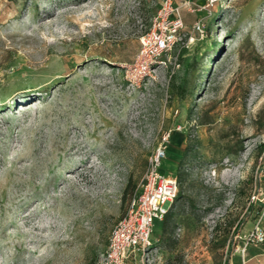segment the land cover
<instances>
[{
    "label": "rangeland",
    "instance_id": "374dc122",
    "mask_svg": "<svg viewBox=\"0 0 264 264\" xmlns=\"http://www.w3.org/2000/svg\"><path fill=\"white\" fill-rule=\"evenodd\" d=\"M189 1L140 74L161 0H0V264H98L168 135L145 264H237L264 229V0Z\"/></svg>",
    "mask_w": 264,
    "mask_h": 264
},
{
    "label": "built area",
    "instance_id": "2783aa9c",
    "mask_svg": "<svg viewBox=\"0 0 264 264\" xmlns=\"http://www.w3.org/2000/svg\"><path fill=\"white\" fill-rule=\"evenodd\" d=\"M213 1L210 0L211 3ZM195 7L196 4L189 0L180 5L175 4L173 0H161L148 32L141 39L138 73H145L149 64L176 46L184 29L183 10L193 12ZM195 27L201 30L199 24ZM180 130L181 127L178 128V131ZM167 143L169 135L150 156L140 190L130 199L125 214L112 228L106 250L98 264H145L155 251L152 240L155 222L164 221L179 194L177 178L163 171ZM262 194L261 190L258 191L252 200L258 201ZM244 239L245 247L236 249L240 250L243 256L250 245L264 244V229L257 226Z\"/></svg>",
    "mask_w": 264,
    "mask_h": 264
},
{
    "label": "crops",
    "instance_id": "0c3cea01",
    "mask_svg": "<svg viewBox=\"0 0 264 264\" xmlns=\"http://www.w3.org/2000/svg\"><path fill=\"white\" fill-rule=\"evenodd\" d=\"M177 5H180V4H177ZM185 12H186V10H183V15ZM236 253H238L237 254L238 260H236V263L241 264L242 263V257L244 258V256H239V254L241 253L240 250L237 251ZM246 254L248 256V261L254 260L255 258H261L263 260L262 264H264V250L262 248L249 246V247H247Z\"/></svg>",
    "mask_w": 264,
    "mask_h": 264
},
{
    "label": "trees",
    "instance_id": "16d2710c",
    "mask_svg": "<svg viewBox=\"0 0 264 264\" xmlns=\"http://www.w3.org/2000/svg\"><path fill=\"white\" fill-rule=\"evenodd\" d=\"M177 177V176H176ZM178 198V197H177ZM170 213V212H169ZM169 213H168V215L166 216V218L164 219V221L162 222V224L163 223H166V221H167V219H168V216H169Z\"/></svg>",
    "mask_w": 264,
    "mask_h": 264
},
{
    "label": "bare ground",
    "instance_id": "6f19581e",
    "mask_svg": "<svg viewBox=\"0 0 264 264\" xmlns=\"http://www.w3.org/2000/svg\"><path fill=\"white\" fill-rule=\"evenodd\" d=\"M35 61V60H34ZM38 61V60H37ZM35 63H36V61H35ZM173 138H175V137H173Z\"/></svg>",
    "mask_w": 264,
    "mask_h": 264
}]
</instances>
